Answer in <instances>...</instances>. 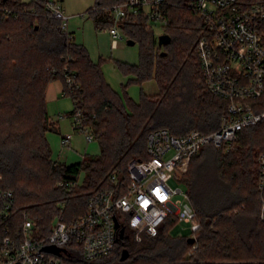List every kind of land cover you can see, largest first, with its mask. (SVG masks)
Returning <instances> with one entry per match:
<instances>
[{
	"label": "trees",
	"instance_id": "1",
	"mask_svg": "<svg viewBox=\"0 0 264 264\" xmlns=\"http://www.w3.org/2000/svg\"><path fill=\"white\" fill-rule=\"evenodd\" d=\"M105 1L96 0L95 10L89 12L96 17L97 28L111 25L105 10L112 2ZM170 1L163 32L171 39L168 45L159 48L155 33L141 21L123 26L128 39L139 45V62L118 63L119 70L132 77L129 83L154 80L158 88L156 95L141 94L135 104L110 88L100 61L93 63L71 33L46 15L43 0H0V8L17 14L0 20V190L14 195L8 218L0 207V243L5 237L20 241L23 214L32 220L36 235L44 237L55 218L70 223L85 214L94 193L114 189L111 176L120 188L125 187L128 164L146 159L150 132L166 129L181 137L219 128L227 103L212 95L203 81L196 54L202 21L188 7V0ZM69 71L79 85L70 96L74 108L69 115L81 112L99 154L64 165L53 160L47 140L56 128L45 95L55 80L62 82L64 95V73ZM260 154H264V122L241 131L227 152L208 144L190 161L181 182L200 226L193 245L187 243L189 237L170 234L176 223L169 219L155 237L144 235L139 243L122 240L106 258L89 263L78 258L70 264L264 260V224L258 218ZM59 182L63 187H57ZM73 182L76 185L69 190L67 185ZM124 250L129 257L120 261Z\"/></svg>",
	"mask_w": 264,
	"mask_h": 264
},
{
	"label": "built area",
	"instance_id": "2",
	"mask_svg": "<svg viewBox=\"0 0 264 264\" xmlns=\"http://www.w3.org/2000/svg\"><path fill=\"white\" fill-rule=\"evenodd\" d=\"M43 1L46 15L57 20L68 33L69 17L61 3ZM107 2H112L105 10L111 25L102 29L111 36L112 48L122 39L118 28L126 23L141 21L154 33L159 30V35L164 34L170 0ZM188 7L202 21L196 54L205 87L227 103L219 128L208 134L191 131L181 137L172 136L166 129L150 132L146 137V159L128 164L125 187L120 188L115 176H111L114 189L94 193L85 214L70 223L55 218L50 233L44 237L36 235L32 220L23 214L20 241L5 237L0 243V264H70L78 258L94 262L108 257L119 241L131 239L139 243L144 235L157 236L169 219L176 224H188L192 234L189 238L195 239L193 234L200 226L187 193L181 188L172 189L168 183L172 178L181 180L204 145L227 150L241 131L264 122V0H188ZM10 15L17 16L11 9L0 8V20ZM64 80V95L72 96L79 87L75 73L65 72ZM69 117L72 131L81 132L86 143L91 142L93 137L81 112L76 110ZM70 139V135L61 136L60 146L66 147ZM256 162L258 218L264 224V154L258 155ZM75 185L70 183L67 188ZM57 187L63 184L59 182ZM13 206V193L0 190L1 214L8 218ZM63 207L61 204L60 208ZM46 246L58 249L59 253L43 251ZM220 264H264V260Z\"/></svg>",
	"mask_w": 264,
	"mask_h": 264
},
{
	"label": "rangeland",
	"instance_id": "3",
	"mask_svg": "<svg viewBox=\"0 0 264 264\" xmlns=\"http://www.w3.org/2000/svg\"><path fill=\"white\" fill-rule=\"evenodd\" d=\"M29 2L32 0H20ZM65 11V15L69 17L68 32L71 33L73 41L76 44L82 45L88 52L89 59L93 63L100 61V67L103 77L110 88L124 100L128 97L133 103L138 104L141 94L153 96L158 93V88L154 80L145 81L141 84L129 83L131 76H125L119 70L117 64L124 63L128 65H137L139 62V45L135 43L133 46L127 45L128 36L125 28H118L119 40L118 45L112 48V38L109 33L101 27L96 26L95 16H91L89 12L94 9L96 0H60ZM110 27V26H109ZM106 27V28H109ZM158 30V29H156ZM156 37L160 31H155ZM62 88V82L55 80L49 83L46 93L49 90V98L46 101L47 113L51 119L57 117L59 119L60 134L71 132L72 119L69 117V112L74 108L71 97L63 95L59 88ZM46 100V95H45ZM73 148L82 152L86 148L87 156H96L99 154L98 144L93 138L86 146V139L81 132H73ZM60 134H47V140L51 149L52 158L56 155L57 142ZM223 149V152H227ZM64 161V159H63ZM187 172V171H186ZM185 172V173H186ZM183 173L181 177L185 174ZM168 185L172 189L181 188L185 190L180 179L172 178ZM180 198V196H176ZM170 234L174 237H190L192 236L188 224L177 223L170 229ZM238 260H223L217 261L214 264H220ZM248 262V261H239Z\"/></svg>",
	"mask_w": 264,
	"mask_h": 264
},
{
	"label": "crops",
	"instance_id": "4",
	"mask_svg": "<svg viewBox=\"0 0 264 264\" xmlns=\"http://www.w3.org/2000/svg\"><path fill=\"white\" fill-rule=\"evenodd\" d=\"M58 1L60 2V0H58ZM61 5H62V3H61ZM62 8H63V6H62ZM63 11H64V8H63ZM64 13H65V11H64ZM59 89L62 91L61 87ZM49 90L50 89H48V91L46 93V101H48V99H51V98H49V94H50ZM47 104L48 103H46V107H47ZM48 106H49V104H48ZM51 120L53 122H55V128H56V132L53 133V134H56V135L58 134L59 135L60 134L59 119L57 117H55L54 119H51ZM63 135H70L71 136L70 142H69V144L66 147H61L60 146V138ZM73 136H74V133L71 132L70 130H69V132H67L65 134H60V136H59L60 138H58V142H57L56 155L53 158V160L55 162L60 163V164H64V165L76 164V163L80 162L81 159L86 155V148L82 152H79L78 150L73 148ZM89 143H86V146ZM98 150H99V148H98ZM63 159H64V161H63Z\"/></svg>",
	"mask_w": 264,
	"mask_h": 264
},
{
	"label": "water",
	"instance_id": "5",
	"mask_svg": "<svg viewBox=\"0 0 264 264\" xmlns=\"http://www.w3.org/2000/svg\"><path fill=\"white\" fill-rule=\"evenodd\" d=\"M170 40L171 39H170L169 35H167V34H161V35H159L157 37V46L159 48H162L163 46L168 45L170 43ZM134 44H135L134 41L129 40V39L127 40V45L133 46ZM161 55L164 56L165 53H162ZM116 227H118L117 224H116ZM120 232L122 234V230ZM187 243L193 245L195 243V239L194 238H188L187 239ZM42 250L43 251H47V252H53L55 254H58L59 253V250L56 249V248H54V247H52V246L43 247ZM128 257H129L128 251L124 250L122 252V254H121L120 261H125Z\"/></svg>",
	"mask_w": 264,
	"mask_h": 264
}]
</instances>
